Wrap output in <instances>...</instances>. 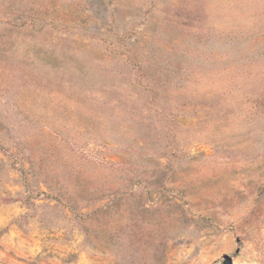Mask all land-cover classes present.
Instances as JSON below:
<instances>
[{
	"label": "rangeland",
	"instance_id": "374dc122",
	"mask_svg": "<svg viewBox=\"0 0 264 264\" xmlns=\"http://www.w3.org/2000/svg\"><path fill=\"white\" fill-rule=\"evenodd\" d=\"M0 264H264V0H0Z\"/></svg>",
	"mask_w": 264,
	"mask_h": 264
}]
</instances>
